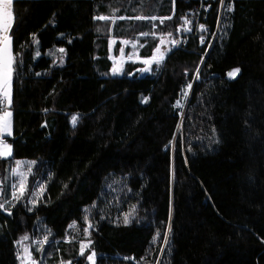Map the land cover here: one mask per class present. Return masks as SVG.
<instances>
[{
    "label": "trees",
    "instance_id": "16d2710c",
    "mask_svg": "<svg viewBox=\"0 0 264 264\" xmlns=\"http://www.w3.org/2000/svg\"><path fill=\"white\" fill-rule=\"evenodd\" d=\"M188 4L14 0L12 155L0 157V179L32 158L43 189L35 206L0 209V264H18L16 242L39 225L46 264L80 261V238L95 264H264V0L224 5L180 120L173 100L197 53L173 49L159 71L125 61L111 72L110 38L114 52L137 39L147 55Z\"/></svg>",
    "mask_w": 264,
    "mask_h": 264
},
{
    "label": "rangeland",
    "instance_id": "374dc122",
    "mask_svg": "<svg viewBox=\"0 0 264 264\" xmlns=\"http://www.w3.org/2000/svg\"><path fill=\"white\" fill-rule=\"evenodd\" d=\"M7 12L11 13V7L6 10ZM149 16L152 15H143L141 17L143 18H150ZM113 18V16L111 17ZM153 19V18H150ZM5 20L8 24L11 25L12 20V14L11 16H6ZM6 35H9L8 33H5ZM167 37V36H166ZM166 37H160L157 41H163L166 39ZM109 57L111 60V72L114 66L122 68L123 63L125 61H138L141 63V66L139 69L145 68L146 65L143 61L148 60L151 62V58L153 55H156L159 57V53L157 52L156 46L157 43L152 47L151 52L147 55H140L138 52V49L141 45V43L137 39L132 40H126V39H120L119 45L117 46L115 52L114 49H112L114 39H109ZM34 43H36V40L34 39ZM123 49V51H121ZM10 55L12 56V51L10 48ZM13 57V56H12ZM151 63V68H152ZM238 67H233L228 69L225 72V76L227 77V73L233 69H236ZM228 78V77H227ZM0 97H3L5 100L6 106L0 111V116L3 115L5 111L11 112L9 105V98L3 96L2 93H0ZM10 130H11V116L8 118ZM7 135V133H4L3 136ZM4 140V139H3ZM4 142L7 143L5 140ZM3 145H0L2 147ZM17 161L20 162L19 166L17 165ZM29 166L31 167V171H29ZM35 166V159L32 158H17L13 161V164L8 168V170L5 172L3 177L0 179V203H3L4 205H8L11 202L15 201H25V204L28 208H30L33 204L31 201L35 200L41 193L42 189L41 186H43V181L41 179V176L37 173L35 174L34 171ZM13 170H17V172L14 173ZM21 174L25 176L26 181V187L24 189V195L20 197L19 199H16V196H19L20 193V178ZM35 194V195H34ZM37 231L28 239H24L25 237H21L16 243L17 245V258H18V264H46L45 258L42 255V249H43V243L45 242L43 234H39V231L41 229H44L42 226H37ZM69 231L65 236V239H69L73 236V227H75L74 222H69L68 224ZM87 227V226H86ZM84 244L85 247V255L81 258V260L85 259L87 260V256L90 255L93 251L91 249H88V241L85 238L78 239V253L81 251V244ZM77 258V257H76ZM75 258V259H76ZM75 259L66 260V261H58L54 264H71Z\"/></svg>",
    "mask_w": 264,
    "mask_h": 264
},
{
    "label": "built area",
    "instance_id": "2783aa9c",
    "mask_svg": "<svg viewBox=\"0 0 264 264\" xmlns=\"http://www.w3.org/2000/svg\"><path fill=\"white\" fill-rule=\"evenodd\" d=\"M232 0H224L223 4L221 3V0H189V4L187 8L184 10V12L180 16L179 22L174 26L172 33L166 37L165 40H161L157 43L156 49H159V55L161 53H164V59L168 52H170L173 49H183L188 51H193L198 54L199 59L196 64V67L193 71L191 79L183 82L176 94V97L173 100V103L175 107L178 109L177 114L179 116V120L182 118L183 109L185 107V104L188 99V95L190 92V89L188 88V85L193 82V79L196 77L197 67L200 66L201 61L205 57L209 47L211 46L212 42L217 36L218 33V27H219V21L221 17V11L224 5L227 2H230ZM212 4H215L216 11L215 16L213 19V22L210 24L208 23V13L209 9ZM173 10L168 15H152L149 16L150 18H156L161 19L164 17H169L172 14ZM203 25V28L200 26ZM204 38V42L201 43L200 38ZM190 38H193L196 42L195 47H188L185 44L188 42ZM173 40H179L180 43L173 47L172 41ZM163 59V61H164ZM163 61L157 65L154 63L152 64V70L159 71L162 67ZM187 92V97H185L184 93ZM0 111L6 106L5 100L3 97H0ZM177 101H180V105H177ZM71 264H91L88 260H74Z\"/></svg>",
    "mask_w": 264,
    "mask_h": 264
},
{
    "label": "snow or ice",
    "instance_id": "6c2138e0",
    "mask_svg": "<svg viewBox=\"0 0 264 264\" xmlns=\"http://www.w3.org/2000/svg\"><path fill=\"white\" fill-rule=\"evenodd\" d=\"M14 0H0V93L3 94V96L8 97L9 104H11V99H10V94H11V83H12V61L13 57L10 55V46L12 42V38L10 35H6L5 33H8L10 29L12 28V25L8 24L5 20L6 16H11L10 12H7L6 10L9 9ZM173 4L175 3V0H172ZM224 0H221V3L223 4ZM170 18V17H169ZM103 19V17H101ZM139 19V17H137ZM203 28V25L200 26ZM201 43L204 42V38H200ZM173 47L178 45L180 43L179 40H173L172 42ZM60 52H63L64 49H60ZM123 51V49H121ZM157 52H159V49H157ZM39 55V53H37ZM164 53H161L159 57L156 55H153L151 58V62L148 60L143 61L146 65L145 68L138 69L140 72H148L151 71V63H155L159 65L163 59H164ZM203 63V60L201 61ZM122 72V68L114 66L112 69V73L119 74ZM240 72L239 68L233 69L229 71L226 75L228 78L233 79L235 78L238 73ZM134 75V73L130 74ZM199 78V66L197 67V72H196V79ZM192 87L191 84L188 85V88L190 89ZM187 92L184 93L185 97H187ZM146 102V98H145ZM2 103V101H0ZM177 105H180V101H177ZM11 116V112L5 111L2 116H0V145H3L0 147V157H10L12 155V147L10 144H6L3 140V134L7 133L8 136H11V130L8 122V118ZM71 123L75 127L76 124L78 123V115H73L71 118ZM17 165L19 166L20 162H16ZM14 173L17 172V170H13ZM29 171H31V167L29 166ZM20 193L19 196H16V199H19L24 195V189L26 187V181H25V176L21 174L20 178ZM43 188V186H41ZM35 195V194H34ZM33 206H35L36 201L33 200L31 201ZM5 205L3 203H0V209H4ZM31 210V209H30ZM10 214V213H9ZM131 221L129 219L128 215H125L123 218V223L125 225L129 224ZM91 227V225H89ZM85 234H89V228L84 229ZM24 239H28V237H25ZM47 239V238H45ZM165 241H167V236H165ZM91 240L88 241V246L91 245ZM85 245L82 243L81 244V251L80 255H84L85 251ZM96 257L95 251H93L90 255L87 256V260L91 262V264H95L94 258Z\"/></svg>",
    "mask_w": 264,
    "mask_h": 264
}]
</instances>
